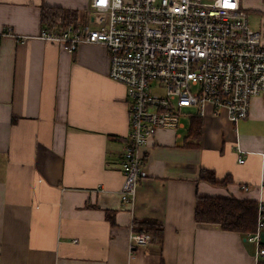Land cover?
I'll use <instances>...</instances> for the list:
<instances>
[{"label": "crops", "instance_id": "1", "mask_svg": "<svg viewBox=\"0 0 264 264\" xmlns=\"http://www.w3.org/2000/svg\"><path fill=\"white\" fill-rule=\"evenodd\" d=\"M89 6L0 0V264H256L254 243L197 224L195 209L199 196L264 207V96L237 124L208 107L197 147L186 141L194 108L184 110L177 130L147 143L133 224H161L164 239L131 252L132 220L119 195L127 90L109 78L104 46L71 52L37 39L43 9L74 11L85 23ZM242 8L250 28L264 34V0H243ZM203 170L228 183L203 182ZM261 238L264 247V228Z\"/></svg>", "mask_w": 264, "mask_h": 264}, {"label": "built area", "instance_id": "2", "mask_svg": "<svg viewBox=\"0 0 264 264\" xmlns=\"http://www.w3.org/2000/svg\"><path fill=\"white\" fill-rule=\"evenodd\" d=\"M242 2L90 0V21L44 29L37 36L71 52L82 45L104 46L109 78L127 90L130 132L125 138L119 195L132 220L131 252L153 244V237L133 224L147 143L161 130H177L185 109L194 108L193 116L204 118L212 107L237 124L248 119L251 100L264 96V34L250 28ZM6 35L30 39L12 32ZM240 163H245L243 158ZM97 192H104L102 186ZM263 228L264 207L259 204L256 232L246 236L256 245V264H264Z\"/></svg>", "mask_w": 264, "mask_h": 264}, {"label": "trees", "instance_id": "3", "mask_svg": "<svg viewBox=\"0 0 264 264\" xmlns=\"http://www.w3.org/2000/svg\"><path fill=\"white\" fill-rule=\"evenodd\" d=\"M78 22V14L63 9L45 8L42 11L44 29H64ZM203 122L199 117L191 119L187 146H198L202 137ZM195 142V143H192ZM201 180L212 185H226L228 182L216 181L213 172L203 170ZM259 203L250 200L197 197L195 221L197 224L216 225L225 232L243 236L256 232ZM138 231L146 230L153 237V244L162 245L164 227L153 221L136 224ZM262 261V260H261ZM263 262V261H262Z\"/></svg>", "mask_w": 264, "mask_h": 264}, {"label": "rangeland", "instance_id": "4", "mask_svg": "<svg viewBox=\"0 0 264 264\" xmlns=\"http://www.w3.org/2000/svg\"><path fill=\"white\" fill-rule=\"evenodd\" d=\"M255 31H258V30H255ZM155 82H152V84H154Z\"/></svg>", "mask_w": 264, "mask_h": 264}]
</instances>
